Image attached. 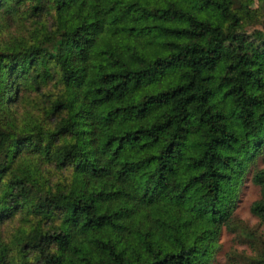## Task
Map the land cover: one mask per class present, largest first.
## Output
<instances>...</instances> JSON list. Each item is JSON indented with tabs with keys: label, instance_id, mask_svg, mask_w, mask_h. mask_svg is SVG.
<instances>
[{
	"label": "trees",
	"instance_id": "16d2710c",
	"mask_svg": "<svg viewBox=\"0 0 264 264\" xmlns=\"http://www.w3.org/2000/svg\"><path fill=\"white\" fill-rule=\"evenodd\" d=\"M256 1L0 0V264H264Z\"/></svg>",
	"mask_w": 264,
	"mask_h": 264
},
{
	"label": "rangeland",
	"instance_id": "374dc122",
	"mask_svg": "<svg viewBox=\"0 0 264 264\" xmlns=\"http://www.w3.org/2000/svg\"><path fill=\"white\" fill-rule=\"evenodd\" d=\"M250 7L257 9V1L249 0ZM264 30V19L258 23V25H252L248 27L247 32L251 34L253 31ZM35 107V115L37 116V99L34 94H31L29 98L23 103L25 111H31ZM264 166V153L259 156L255 164L251 167L248 175L244 177L239 187L238 198L236 202L235 216L237 220L243 223V225L249 230L250 233L264 234V226H261L258 221L250 214V205L259 198L258 188L251 183V172L255 168ZM221 249L216 254L215 260L212 264H224L226 256L230 254H241L242 252H249V243L243 240L239 233H223L220 240Z\"/></svg>",
	"mask_w": 264,
	"mask_h": 264
}]
</instances>
